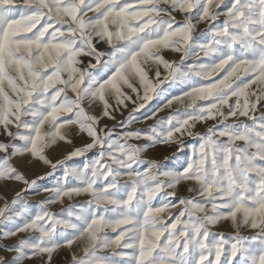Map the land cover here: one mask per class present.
<instances>
[{
	"label": "snow or ice",
	"instance_id": "6c2138e0",
	"mask_svg": "<svg viewBox=\"0 0 264 264\" xmlns=\"http://www.w3.org/2000/svg\"><path fill=\"white\" fill-rule=\"evenodd\" d=\"M0 225V264H264V0H0Z\"/></svg>",
	"mask_w": 264,
	"mask_h": 264
},
{
	"label": "rangeland",
	"instance_id": "374dc122",
	"mask_svg": "<svg viewBox=\"0 0 264 264\" xmlns=\"http://www.w3.org/2000/svg\"><path fill=\"white\" fill-rule=\"evenodd\" d=\"M201 27H203V26H201ZM137 126L138 127H142L143 125H137ZM189 143H191V141H189ZM173 150L174 149H159L158 153L162 157L163 155H168ZM91 158H92V154H89V159H91ZM180 159L182 160L183 156H181ZM54 182H55L54 180L49 181V183H54ZM7 195H8V198L11 199V196H12L11 191H9L7 193ZM42 198H43L42 196H34V195H29V196L26 197V199L29 201L30 205H34L36 203V201H38L39 199H42ZM54 210H58V209H54ZM0 227H3V225H0ZM215 230L228 231V229H226V228H218V229H215ZM245 234H248V233H245ZM62 258H63V253H61L60 256H56L54 258V264H60V261L62 260Z\"/></svg>",
	"mask_w": 264,
	"mask_h": 264
}]
</instances>
